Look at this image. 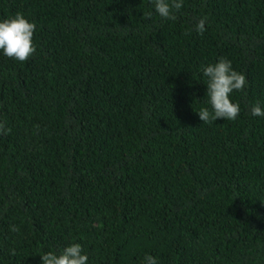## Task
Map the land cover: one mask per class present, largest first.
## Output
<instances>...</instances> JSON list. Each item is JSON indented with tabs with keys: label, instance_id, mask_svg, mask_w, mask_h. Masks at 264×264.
<instances>
[{
	"label": "trees",
	"instance_id": "obj_1",
	"mask_svg": "<svg viewBox=\"0 0 264 264\" xmlns=\"http://www.w3.org/2000/svg\"><path fill=\"white\" fill-rule=\"evenodd\" d=\"M16 13L36 51L0 52V264L73 243L87 264H264V0H183L175 20L151 0H0ZM220 58L246 76L240 113L203 123Z\"/></svg>",
	"mask_w": 264,
	"mask_h": 264
},
{
	"label": "clouds",
	"instance_id": "obj_2",
	"mask_svg": "<svg viewBox=\"0 0 264 264\" xmlns=\"http://www.w3.org/2000/svg\"><path fill=\"white\" fill-rule=\"evenodd\" d=\"M155 12L163 19L175 20L177 12L183 6V0H151ZM146 16L151 18V13ZM206 17L200 18L194 27L198 34H203ZM36 24L30 22L22 13H16L10 19L0 21V52L6 57L19 61H27L36 51L33 36ZM202 75L207 77V93L209 107H201L197 113L200 121L211 123L217 119L235 120L239 113V104L233 103L230 94L234 91H243L246 84V76L232 68L231 61L220 58L213 64L201 66ZM251 115L264 116V109L259 102L251 107ZM11 129L0 122V135H7ZM13 232L19 231L18 227L11 226ZM83 249L79 243H73L64 247L58 253L48 251L41 257V264H87L88 256L82 254ZM13 255L15 252L13 251ZM143 264H157V260L151 256L144 257Z\"/></svg>",
	"mask_w": 264,
	"mask_h": 264
}]
</instances>
